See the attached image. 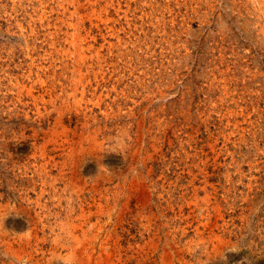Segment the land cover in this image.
<instances>
[{"label": "rangeland", "instance_id": "obj_1", "mask_svg": "<svg viewBox=\"0 0 264 264\" xmlns=\"http://www.w3.org/2000/svg\"><path fill=\"white\" fill-rule=\"evenodd\" d=\"M0 204V264H264V0H0Z\"/></svg>", "mask_w": 264, "mask_h": 264}, {"label": "bare ground", "instance_id": "obj_2", "mask_svg": "<svg viewBox=\"0 0 264 264\" xmlns=\"http://www.w3.org/2000/svg\"><path fill=\"white\" fill-rule=\"evenodd\" d=\"M96 133V132H95ZM93 136H95V135H93ZM93 136H91V139L93 138ZM97 137V136H96ZM111 137V136H110ZM103 139V138H102ZM99 142V141H98ZM100 144V143H99ZM116 150V149H115ZM106 151V150H105ZM94 152V151H93ZM90 154V153H89ZM98 157H100V155L98 156ZM99 160V159H98ZM102 162V161H101ZM130 165V164H129ZM128 165V166H129ZM130 168V167H129ZM123 173V172H122ZM47 176H48V174H46ZM50 175V174H49ZM108 180V179H107ZM110 181V180H109ZM42 192V191H41ZM87 195H89V194H87ZM102 195H104V194H102ZM93 198V197H92ZM81 202V201H80ZM87 202V201H86ZM96 203V202H95ZM100 203V202H99ZM115 203V202H114ZM9 204V203H8ZM38 204V203H37ZM83 204V203H82ZM101 204V203H100ZM117 204V203H116ZM1 205V204H0ZM87 205V204H86ZM94 205V204H93ZM97 205H99V204H97ZM95 206V205H94ZM99 206H101V205H99ZM105 206V205H104ZM79 207V206H78ZM85 207V206H84ZM96 207V206H95ZM106 207V206H105ZM108 207V206H107ZM106 207V208H107ZM117 207V206H116ZM21 208H23L22 206H21ZM83 208V207H82ZM91 208V207H90ZM99 208V207H98ZM74 209V208H73ZM110 209V208H109ZM20 210V209H19ZM93 210H95V209H93ZM101 210H103V209H101ZM92 211V210H91ZM109 211H111V210H109ZM77 212V211H76ZM93 212V211H92ZM98 212V211H97ZM103 212V211H102ZM108 212V211H107ZM110 213V212H109ZM113 213V212H112ZM111 213V214H112ZM80 214V213H79ZM78 214V215H79ZM104 214V213H103ZM106 214H108V213H106ZM12 215V214H11ZM40 215V214H39ZM90 215V214H89ZM110 215V214H109ZM71 216V215H70ZM87 216H88V214H87ZM86 216V217H87ZM9 217V216H8ZM7 218V217H6ZM23 218V217H22ZM78 221V220H77ZM87 221V220H86ZM92 221V220H91ZM95 221V220H94ZM98 221V220H97ZM84 222H85V220H84ZM89 222V221H88ZM96 222V221H95ZM6 223V222H5ZM16 223V222H15ZM77 223V222H76ZM90 223H92V222H90ZM9 224H11V223H9ZM75 224V223H74ZM93 224V223H92ZM101 224V223H100ZM63 225V224H62ZM99 225V224H98ZM89 227V226H88ZM1 228V227H0ZM30 228V227H29ZM83 228H85V227H83ZM100 228H101V225H100ZM77 229V228H76ZM82 229V228H81ZM96 229V228H95ZM104 229V228H103ZM101 230V229H100ZM106 230V229H105ZM113 231V230H112ZM86 232V231H85ZM102 232V231H101ZM99 234V233H98ZM40 236V235H39ZM38 236V237H39ZM95 236V235H94ZM101 236V235H100ZM99 236V237H100ZM78 236H77V234H76V231H74L73 229H71V230H68V231H65V233H57L56 234V236L55 237H53L52 239H51V241H50V243H45V242H43V243H39V242H34V243H30V242H28L27 244H28V248L30 249V251H29V253L28 254H30L29 256H30V259L33 261V260H35L36 259V264H61L60 263V261L62 260V259H69L70 257H72V256H70V255H75L76 254V251L78 252V250H77V248H78V243L80 242V240H78ZM203 238V237H202ZM98 239H100V238H98ZM101 239H102V237H101ZM104 239V238H103ZM213 239V238H212ZM206 240V239H205ZM103 241V240H102ZM105 241V240H104ZM103 241V242H104ZM199 241H200V239H199ZM210 241V240H209ZM99 243H100V241H98ZM107 242V241H106ZM201 242V241H200ZM82 244V243H81ZM84 244V243H83ZM110 244V243H109ZM87 245H88V243H87ZM90 245V244H89ZM88 245V246H89ZM104 245V244H103ZM91 246H92V242H91ZM98 246V245H97ZM102 246V245H101ZM108 246V245H107ZM87 247V246H86ZM93 247V246H92ZM216 247H217V245H216ZM215 247V248H216ZM24 248V247H23ZM85 248V247H84ZM102 248V247H101ZM26 249V248H25ZM28 249V250H29ZM82 249V248H81ZM80 249V250H81ZM87 249V248H86ZM218 249H220V248H218ZM222 249V248H221ZM19 250V249H18ZM83 250V249H82ZM91 250H93V249H91ZM221 251V250H220ZM18 252V251H17ZM80 252V251H79ZM93 252V251H92ZM208 252V251H207ZM90 253V252H89ZM221 253V252H220ZM23 254H25V253H23ZM146 254H148V253H146ZM169 254V253H168ZM171 254V253H170ZM169 254V255H170ZM14 255V254H13ZM173 255V254H172ZM178 255V254H177ZM29 256H28V258H29ZM161 256H162V254H161ZM212 256V255H211ZM210 256V257H211ZM38 257H40L39 259H37ZM163 257V256H162ZM161 257V258H162ZM219 257H220V255H219ZM27 258V257H26ZM180 258H181V255H180ZM19 259H21V258H19ZM145 259V258H144ZM167 259H169V257L167 256ZM212 259H213V257H212ZM161 260H163V259H161ZM183 261V260H182ZM192 262V261H191ZM30 263V262H29ZM32 263V262H31ZM34 263H35V261H34ZM33 263V264H34ZM167 264H168V262H167ZM172 264V263H171ZM175 264V263H174ZM182 264V263H181ZM184 264V263H183Z\"/></svg>", "mask_w": 264, "mask_h": 264}]
</instances>
